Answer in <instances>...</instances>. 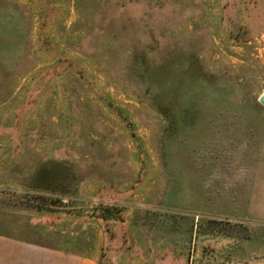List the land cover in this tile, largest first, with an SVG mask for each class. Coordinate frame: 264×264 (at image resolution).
Listing matches in <instances>:
<instances>
[{
    "label": "rangeland",
    "instance_id": "obj_1",
    "mask_svg": "<svg viewBox=\"0 0 264 264\" xmlns=\"http://www.w3.org/2000/svg\"><path fill=\"white\" fill-rule=\"evenodd\" d=\"M264 0H0V231L98 264H264Z\"/></svg>",
    "mask_w": 264,
    "mask_h": 264
},
{
    "label": "crops",
    "instance_id": "obj_2",
    "mask_svg": "<svg viewBox=\"0 0 264 264\" xmlns=\"http://www.w3.org/2000/svg\"><path fill=\"white\" fill-rule=\"evenodd\" d=\"M100 246L84 254H72L62 244H41L0 231V264H98Z\"/></svg>",
    "mask_w": 264,
    "mask_h": 264
},
{
    "label": "water",
    "instance_id": "obj_3",
    "mask_svg": "<svg viewBox=\"0 0 264 264\" xmlns=\"http://www.w3.org/2000/svg\"><path fill=\"white\" fill-rule=\"evenodd\" d=\"M260 102H261V103H264V95L261 96V98H260Z\"/></svg>",
    "mask_w": 264,
    "mask_h": 264
}]
</instances>
